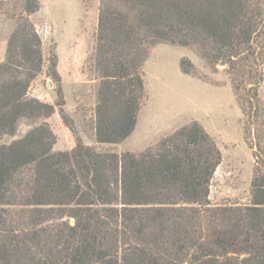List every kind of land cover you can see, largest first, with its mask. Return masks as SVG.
I'll use <instances>...</instances> for the list:
<instances>
[{
	"label": "trees",
	"instance_id": "16d2710c",
	"mask_svg": "<svg viewBox=\"0 0 264 264\" xmlns=\"http://www.w3.org/2000/svg\"><path fill=\"white\" fill-rule=\"evenodd\" d=\"M19 1L23 11L0 63V139L57 107L75 146L54 151L45 122L0 145V264H264V0L99 2L97 144H120L134 131L146 97L142 66L154 46L184 47L211 70L224 67L255 165L249 204L219 206L209 187L221 154L199 123L117 155L82 142L60 87L54 106L27 97L42 68L29 21L41 3ZM179 68L197 76L186 57ZM48 74L57 78L53 58Z\"/></svg>",
	"mask_w": 264,
	"mask_h": 264
},
{
	"label": "rangeland",
	"instance_id": "374dc122",
	"mask_svg": "<svg viewBox=\"0 0 264 264\" xmlns=\"http://www.w3.org/2000/svg\"><path fill=\"white\" fill-rule=\"evenodd\" d=\"M0 1H11L9 5H0L2 63L7 42L23 9L19 0ZM39 1L41 7L29 16V21L41 42L42 68L27 90L28 98L54 106L60 87L64 100L62 109L82 142L97 151L117 155L140 153L155 146L162 137L197 122L212 137L221 154L210 182V203L218 206L249 204L255 165L253 150L244 142V117L232 95L224 67L211 70L184 47L154 46L142 66L146 97L134 131L120 144L99 145L94 135L99 79L93 69V53L100 0ZM183 57L195 66L197 76L180 71L179 61ZM51 58L55 61L57 78L48 74ZM258 95L264 100V80ZM58 110L55 107V112L47 118L19 121L15 134L3 136L0 145L22 138L45 122L55 136L53 150L70 151L75 146V138Z\"/></svg>",
	"mask_w": 264,
	"mask_h": 264
}]
</instances>
